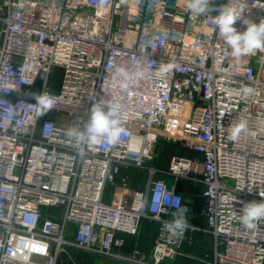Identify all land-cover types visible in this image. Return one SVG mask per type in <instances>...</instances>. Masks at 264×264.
<instances>
[{"label":"built area","instance_id":"1","mask_svg":"<svg viewBox=\"0 0 264 264\" xmlns=\"http://www.w3.org/2000/svg\"><path fill=\"white\" fill-rule=\"evenodd\" d=\"M186 3L0 0V264H58L68 248L116 264H174L179 256L264 264V220L250 230L239 216L264 202V53L232 57ZM224 5L264 19V0H213ZM109 60L140 75L123 88ZM43 92L55 106L35 119L31 94ZM90 98L121 106L125 131L115 144L81 151L66 133L88 119ZM241 120L247 129L232 141ZM162 139L182 149L166 169L148 165ZM129 168L146 169L145 184L106 200L111 186H127ZM166 176L201 185L203 224L173 234L163 223L175 211L167 205L155 218L157 191L183 206ZM144 222L155 226L148 254L128 239ZM195 243L209 250L185 251Z\"/></svg>","mask_w":264,"mask_h":264},{"label":"clouds","instance_id":"2","mask_svg":"<svg viewBox=\"0 0 264 264\" xmlns=\"http://www.w3.org/2000/svg\"><path fill=\"white\" fill-rule=\"evenodd\" d=\"M186 7L193 17L206 16L217 36L221 38L232 57L239 60L243 56L255 55L257 52L264 53V19L259 23H255L248 18H245L244 8L224 5L220 8L213 7V0H187ZM218 11V15L212 16L211 13ZM237 21H240L246 26V30L240 32L234 26ZM226 55L228 52L225 53ZM260 62L264 63V59ZM113 65V70L116 76L123 77L121 87L127 88L131 85L134 78L139 73H129L124 69L115 65V62L109 60ZM245 94L252 92L251 88L243 89ZM29 95V93H28ZM34 96L36 103L35 119L47 114L55 106V100L46 92L42 94H31ZM92 99V98H90ZM94 102L90 108V115L86 121L82 122L79 127L70 128L66 135L75 142L81 151L84 148H91L99 145L105 141L109 144L119 142L121 134L125 131L122 127L123 113L121 106L109 103L105 99H92ZM105 108L107 110L105 111ZM9 116L13 113L9 112ZM225 113L221 114V120ZM221 127L222 124H221ZM247 129V122L241 120L235 126H231L229 139L232 141L238 140L240 134ZM251 190V189H249ZM155 201L159 203L158 214L155 217L160 219V213L166 212L165 205L175 209L172 212L173 219L171 221H164V227L173 234H182L185 230L191 227L187 220V213L189 211L186 205H181V198L176 196L166 189L157 191L154 197ZM235 200V197L234 199ZM144 202L140 203V208L143 209ZM240 216L241 223L247 229H255L256 224L260 220H264V202H251L246 204L242 209Z\"/></svg>","mask_w":264,"mask_h":264},{"label":"crops","instance_id":"3","mask_svg":"<svg viewBox=\"0 0 264 264\" xmlns=\"http://www.w3.org/2000/svg\"><path fill=\"white\" fill-rule=\"evenodd\" d=\"M130 169V168H129ZM129 178V177H128ZM166 181L168 184H174L176 186V189L181 192L183 194V198H184V202H183V206L186 205L189 209L188 213H187V220L189 223L191 224H203L204 223V219L203 216L201 214V210L204 204L202 195H201V185L197 182H192L186 179H178V180H174V178H172L171 176H166ZM145 184L142 183L140 186L138 187H142ZM135 187V188H138ZM134 189V188H133ZM131 191V190H130ZM154 234H155V226L154 224H150L148 222H144L142 223V226L140 228V233L136 238H131L129 237V241L134 243L136 242L137 245L142 249V243L144 241H148L149 244L153 243V239H154ZM195 234H193L194 236ZM197 238L201 239L204 241L207 240V237L205 234H196ZM141 245V246H140ZM151 246V245H150ZM150 246L148 247V249H145L146 254H148L150 251ZM209 250V246L208 245H202V244H198L195 243L192 246H185V251H188L192 254L195 255H199L201 252L204 251H208ZM89 259H94L95 257H91V254L86 253ZM58 264H61L60 261H58ZM174 264H200L199 260H197L196 258H191V257H186V256H179L177 257V259L175 260Z\"/></svg>","mask_w":264,"mask_h":264},{"label":"rangeland","instance_id":"4","mask_svg":"<svg viewBox=\"0 0 264 264\" xmlns=\"http://www.w3.org/2000/svg\"><path fill=\"white\" fill-rule=\"evenodd\" d=\"M55 71L58 72V69H56ZM181 151H182L181 147H179L178 144L175 143L174 141L162 139L156 146L155 157L150 161L148 165H153L157 168L166 169L169 166L171 157L173 155L180 153ZM124 173H126L129 177L127 186L122 189L120 188V186H115V185L111 186L109 190L110 192L109 196L107 195L105 198L106 200L112 201L114 199L113 196L119 199L121 195L127 194L133 188L138 187L142 183H144L148 175L146 169L144 168L125 169ZM108 188L109 187H107V189ZM149 246L151 249L152 244H149L148 241H144L142 243V247H143L142 249L144 251H146L145 249H148ZM67 251H68L67 252L68 255L64 254L59 259L61 264H73V261L76 262V264H116L111 259L96 255H90L91 257H95V258L89 259L87 257L88 255L85 252L75 248H68ZM69 256L73 259V261H71Z\"/></svg>","mask_w":264,"mask_h":264}]
</instances>
